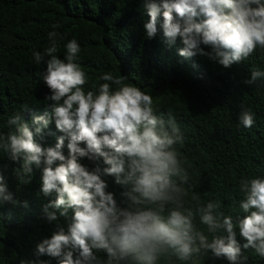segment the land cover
I'll return each instance as SVG.
<instances>
[{"label": "clouds", "instance_id": "clouds-1", "mask_svg": "<svg viewBox=\"0 0 264 264\" xmlns=\"http://www.w3.org/2000/svg\"><path fill=\"white\" fill-rule=\"evenodd\" d=\"M143 9L146 38L162 30L168 45L179 39L181 57L199 55L229 68L257 48L264 50V0H143ZM57 36L49 32V46L32 54L35 64L46 65V111L31 122L16 113L7 122L14 130L0 132V149L11 161L22 162L18 180L29 184L33 165L41 170L40 193L54 195L42 206L46 220L57 222L60 210L67 221L66 228L57 223L36 245V257L48 256L57 264H158L173 257L197 264L211 252L229 264H244L242 249L251 248L264 258V178L241 180L245 215L235 221L220 210L218 200L190 206V177L176 147L183 146L185 136L175 117L159 112L151 95L111 72L99 76L98 87L85 90L80 45L68 41L61 59ZM260 79L264 70L253 69L243 83L252 86ZM238 120L245 128L255 124L250 109L242 108ZM53 123L61 135L54 146H44ZM85 158L95 166L82 163ZM106 177L123 187L119 198L108 190ZM5 202L19 203L0 172V205Z\"/></svg>", "mask_w": 264, "mask_h": 264}, {"label": "trees", "instance_id": "trees-1", "mask_svg": "<svg viewBox=\"0 0 264 264\" xmlns=\"http://www.w3.org/2000/svg\"><path fill=\"white\" fill-rule=\"evenodd\" d=\"M147 19L143 0H0V132L7 135L14 130L7 122L16 113L31 122L46 111L50 103L45 100L50 91L43 82L46 65L35 64L32 54L49 46L48 33L55 30L61 59L68 41L75 39L80 45L78 63L88 78L85 90L98 87L103 83L99 76L111 72L151 95L159 112L175 117L185 136L183 146L176 147L190 177V187L186 186L189 205L218 200L225 215L234 221L242 218L241 180L264 178V79L252 86L243 81L253 69L264 70V50L257 48L246 60L229 68L199 55L181 57L179 39L168 45L162 30L154 38H146L143 24ZM242 108L254 113L253 127L239 123ZM59 135L53 123L46 130L43 145L54 146ZM82 163L95 166L87 158ZM99 163L102 165V159ZM21 168L22 162L11 161L0 149V172L19 201L0 205V264L37 259L57 264L48 256L37 258L36 245L51 236L57 223L66 228L67 221L59 217L60 210L57 222L46 220L42 206L54 195L44 197L40 193L39 168L33 165L29 184L18 180L16 170ZM106 179L108 190L119 198L123 187L115 184L113 177ZM193 195L199 200H192ZM196 223L203 227L198 217ZM237 239L241 245L245 242L239 235ZM242 251L247 257L244 264H264V258L253 249ZM158 264L191 262L173 257ZM197 264L229 262L209 252L199 257Z\"/></svg>", "mask_w": 264, "mask_h": 264}]
</instances>
